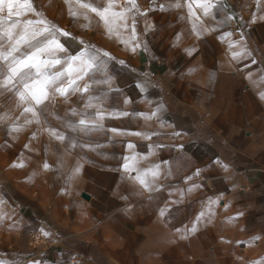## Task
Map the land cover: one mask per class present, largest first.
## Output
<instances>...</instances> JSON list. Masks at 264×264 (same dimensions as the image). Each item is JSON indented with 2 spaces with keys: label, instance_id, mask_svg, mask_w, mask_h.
I'll use <instances>...</instances> for the list:
<instances>
[{
  "label": "crops",
  "instance_id": "crops-1",
  "mask_svg": "<svg viewBox=\"0 0 264 264\" xmlns=\"http://www.w3.org/2000/svg\"><path fill=\"white\" fill-rule=\"evenodd\" d=\"M187 2L201 18L199 36ZM137 4L147 15L135 17L134 37L130 27L110 36L97 17L61 36L66 54L90 46L110 54L106 73L94 78L111 77L109 83L78 82L90 85L86 102L102 97L106 118L101 130H68L65 141L51 140L63 175L61 198L40 195L37 207L53 213L48 220L38 214L28 226L37 222L36 231L68 248L51 245L30 255L39 253L37 264H264V0H218L224 7L214 10L215 20L195 0ZM227 16L234 19L222 23ZM241 33L252 55L236 60L239 46L230 51L228 39L240 41ZM113 112L128 115H107ZM155 165L160 175L149 191L136 176ZM60 207L72 216L58 217ZM75 252L85 259L70 262Z\"/></svg>",
  "mask_w": 264,
  "mask_h": 264
},
{
  "label": "snow or ice",
  "instance_id": "snow-or-ice-1",
  "mask_svg": "<svg viewBox=\"0 0 264 264\" xmlns=\"http://www.w3.org/2000/svg\"><path fill=\"white\" fill-rule=\"evenodd\" d=\"M66 3L68 4L69 15L73 18L82 17L86 21L85 27L90 23L88 13H94L110 36L113 34L119 36L121 29L127 30L130 27L134 37L135 17L137 15H147V12L140 10L137 0H125L122 5L120 0H66ZM257 3L259 4L260 0H257ZM195 6L202 10L204 17H210L213 20L216 19L214 10L219 11L224 7L221 4L218 9V0H195ZM174 7L179 9L182 5L177 2ZM186 7L188 16L192 19V30L199 36L204 30L201 18L194 11L192 2H187ZM81 9L84 11L81 12ZM29 13L38 18L20 19V17ZM232 19H234L233 16H227L222 23L226 24ZM129 21H131L130 24ZM254 21L255 17L250 22ZM59 35L69 36L70 33L47 20L42 12L36 10L32 0H0V95L12 93L16 98V106L22 109V115H24V124H13L9 128L10 132H20L32 123L39 124L42 115L45 116L46 123V116L52 115L48 112V106L55 94L67 98L70 92H80L82 95L88 93L90 85L86 83L81 88L78 83L84 80L85 77L90 81L104 84L109 83L111 80V77L99 81L94 79L97 73H106L107 60L110 58L109 53L101 52L94 46H90L76 56L68 55L61 58L58 54L66 52V49L57 38ZM231 36V32L224 33L221 39L230 38ZM243 40V33H241L240 41L228 39L230 51L233 47L239 46L238 51H232L233 59L239 60L252 55L246 44H242ZM80 43H84L82 39ZM134 50L135 46L133 47ZM191 51L193 50H189V54H191ZM253 62L255 61L253 60ZM123 63L121 61V64ZM57 66L60 67L57 68ZM249 78H251V74ZM262 98H264V94H262ZM101 99L102 97L98 95L89 97L84 104V108L94 109L91 113L88 111L78 112L75 108L71 109L70 115H79L80 119L77 122L66 121V126L73 132L85 135L103 129L102 121L106 118V113L99 103ZM107 115L116 118L126 116L128 113L113 112ZM156 115L157 113L154 112L151 116H145V118L151 119L152 116ZM57 118L60 117L57 116ZM7 119H9L7 113L0 115V121ZM48 130L50 136L59 141L67 139L65 135L55 129L49 127ZM111 131L114 133L120 132L115 128ZM133 134L141 135V133ZM175 135H179V133H175ZM34 137L35 134H33ZM76 146L74 142L69 141V147L75 148ZM25 147L27 148L28 145ZM128 147L132 148L133 145L129 144ZM131 159L135 162L134 157ZM43 167L48 169L50 165L45 163ZM123 168L128 171L130 168L129 163L125 162ZM80 171V166L72 169V177L79 174ZM149 175L151 179H149ZM159 175V165H155L142 174H138L136 179L143 188L152 191L154 190L152 184ZM166 211L167 209L161 210L160 215L164 216ZM203 215L202 212L200 216ZM197 219L199 220V217ZM191 231L194 232L195 227ZM43 235L48 236V233L43 232ZM0 264H4V262L0 261Z\"/></svg>",
  "mask_w": 264,
  "mask_h": 264
},
{
  "label": "rangeland",
  "instance_id": "rangeland-1",
  "mask_svg": "<svg viewBox=\"0 0 264 264\" xmlns=\"http://www.w3.org/2000/svg\"><path fill=\"white\" fill-rule=\"evenodd\" d=\"M32 3L47 20L55 23L64 31H77L80 27L83 29L86 24L82 17L73 18L69 15L66 0H32ZM91 14L88 13V16L93 22L96 16ZM29 18L37 19L38 17L31 13L20 17V19ZM61 36L57 38L62 42ZM58 55L65 58L69 54L63 52ZM79 86L83 88L82 84ZM87 97L88 93L82 95L80 92H70L67 98L55 94L48 106V112L52 115L46 116V123L45 116L42 115L39 124L32 123L20 132H10L9 128L13 124H24V115H22V109L16 106V98L12 93L0 95V115L7 113L9 116V119L0 121V261L4 264L39 263L37 260L29 261L33 250L29 243L32 241L30 230L35 232L36 229L32 226L37 227L38 223L34 222L32 226H28V223L38 214L40 217L44 214L47 220L51 217L53 207L47 206L46 209H39L37 207L38 198L40 195H45L51 200L60 199L63 183L60 162L55 152L57 142L50 143L55 138L50 136L48 129L50 127L61 134L71 130L66 126V121L75 122L79 117L78 115L71 116L70 111L73 108L80 111ZM57 116L60 118L58 119ZM33 134H35L34 138ZM26 145H28L27 148ZM45 163L50 165L48 169L43 167ZM42 186L46 188V190L43 189L46 194L40 193ZM58 213L60 218L72 216L71 209L67 207H60ZM51 224L59 228L56 223L51 222ZM59 232H61L60 229ZM37 234L41 238L39 240L36 235L39 251L51 246L52 242L46 239L41 232L37 231ZM43 243L47 244L43 245ZM71 245H74V242ZM56 246L68 248L65 243L61 244L60 240L57 244L52 243V248ZM77 249L83 252L84 247L79 244ZM84 259L83 253L78 252L70 262L78 263Z\"/></svg>",
  "mask_w": 264,
  "mask_h": 264
},
{
  "label": "built area",
  "instance_id": "built-area-1",
  "mask_svg": "<svg viewBox=\"0 0 264 264\" xmlns=\"http://www.w3.org/2000/svg\"><path fill=\"white\" fill-rule=\"evenodd\" d=\"M133 57H136V54H133ZM209 189H210V190H213V189H214V186L210 185V186H209ZM35 233H37V231H35V232H31V233H30L31 236H32V241H30L29 243H30V245L32 246L33 250H36V249H37V246H38V244H39L38 241H37V236H36V235H38V234H35ZM38 239L41 240V238H40L39 235H38ZM42 239H43V238H42ZM46 244H47V243H43V245H46ZM53 244H56V243L53 242ZM51 245H52V243H51ZM38 255H39V253H38L37 251H35L32 255H30V257H29V261H30V260H31V261H34Z\"/></svg>",
  "mask_w": 264,
  "mask_h": 264
},
{
  "label": "water",
  "instance_id": "water-1",
  "mask_svg": "<svg viewBox=\"0 0 264 264\" xmlns=\"http://www.w3.org/2000/svg\"><path fill=\"white\" fill-rule=\"evenodd\" d=\"M82 197L85 198V199H87V200H90L91 199L90 194H88L86 192L82 193Z\"/></svg>",
  "mask_w": 264,
  "mask_h": 264
},
{
  "label": "bare ground",
  "instance_id": "bare-ground-1",
  "mask_svg": "<svg viewBox=\"0 0 264 264\" xmlns=\"http://www.w3.org/2000/svg\"><path fill=\"white\" fill-rule=\"evenodd\" d=\"M35 234H37V233H35Z\"/></svg>",
  "mask_w": 264,
  "mask_h": 264
}]
</instances>
